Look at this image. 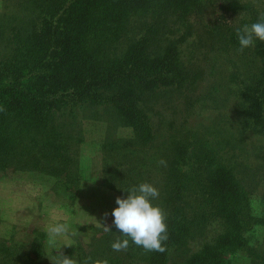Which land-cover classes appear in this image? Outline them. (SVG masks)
I'll use <instances>...</instances> for the list:
<instances>
[{
    "label": "trees",
    "instance_id": "obj_1",
    "mask_svg": "<svg viewBox=\"0 0 264 264\" xmlns=\"http://www.w3.org/2000/svg\"><path fill=\"white\" fill-rule=\"evenodd\" d=\"M20 1L24 16L9 14L0 21V47L9 46L6 52L0 48V173L38 170L63 184L52 167L68 145L79 141L71 134L76 110L93 115L99 106L131 131L129 138L109 137L105 148L168 154L164 195L161 203L153 202V208L162 206L158 210L166 228L162 254L146 253L131 241L126 249L114 250L113 241L125 237L116 228L104 231V222L92 227L94 234L105 233L98 241L93 242L98 234L91 237L89 249L76 245L75 264H233L237 255L247 264H264V240L250 242L253 226L264 227V194L262 211L256 214L252 192L239 175L244 150L264 151V41L241 51L237 29L243 24L221 22L207 32L218 45L219 58H202L204 66L190 72L181 60L179 41L168 42L163 31L156 30V36L166 42L151 52L145 37L130 41L121 55L107 47L141 13L155 24L165 22V14H179L186 35L191 34L187 17L202 12L211 0ZM251 4L241 9L250 13ZM227 101L239 106L241 119L234 110L235 119L219 112ZM197 110L210 119L209 125L190 128L186 120H174L176 114ZM244 133L258 140L254 148H245ZM128 175L125 189L144 180L135 172ZM212 217L219 233L192 251L189 243L204 234ZM0 246V264L43 262L38 237L31 253Z\"/></svg>",
    "mask_w": 264,
    "mask_h": 264
},
{
    "label": "rangeland",
    "instance_id": "obj_2",
    "mask_svg": "<svg viewBox=\"0 0 264 264\" xmlns=\"http://www.w3.org/2000/svg\"><path fill=\"white\" fill-rule=\"evenodd\" d=\"M20 2L0 0V21H6L9 14L18 16L21 12V16H24V9L17 6ZM245 3H252L250 13L241 9ZM255 17L264 18V0H211L202 12L187 17L193 30L191 34L186 35V25L181 21L179 14L172 12L165 14L167 20L155 24L150 16L141 13L133 18L131 22L133 26L107 48L111 52H116L115 55H121L129 47L130 41L135 42L145 37L150 43L149 45L147 43L150 48L147 52H151L158 48V44L166 42L156 36V30L163 31L165 36L168 35V42L179 41L181 60L188 66L187 70L194 72L196 66H204L202 58H219V55L215 54L218 45L209 39L207 32L212 31L213 27L221 22L232 26L251 24ZM17 23L22 25L23 20L15 24ZM149 30H154L155 34ZM8 38H11V33ZM8 47L2 45L0 48L6 52ZM210 59L204 62L207 63ZM200 89L202 91L206 89L205 84ZM200 89L196 90L195 94H198ZM222 106L219 112L225 118L235 119V111L236 116L241 119L238 105L232 106L230 101H227ZM102 109L100 106L95 108L93 115L91 110L90 112L76 110L77 117L71 134L78 136L79 141L72 140L73 145L71 143L67 146V151L60 162L56 167H52L58 176L64 178L63 184L57 185L51 176L38 170L12 169L0 173V243L9 244L13 250L31 253L35 237H38L43 247L41 264H54L52 260L58 257L59 252L73 257L76 262V245L80 244L83 249H89L91 237L98 234L93 242L98 241L97 238L104 236V231L115 228L111 211L117 206L116 197L127 195L125 186L131 172L142 175L144 179L142 182L154 187L159 195L157 202L161 203L164 195L163 171L167 165V152L161 150V154L158 155L143 154L132 148L117 150L112 145L105 148V142L109 137L129 138L131 131L119 126L117 121L112 119L111 121L110 116H106ZM79 120L80 124L77 125ZM174 120L176 122L186 120L184 124L190 128L210 124V119L198 110L189 115L176 114ZM202 132L205 133V130ZM239 132L243 133V130L240 129ZM246 134L244 133L245 137L248 136ZM245 140L247 149L258 144V140L256 141L252 135ZM62 144L66 146L68 142ZM257 152L258 154H253L244 150L239 156L242 162L239 175L245 187L252 192L250 199L256 214L262 211L261 198L264 194V151ZM67 187L69 190L64 191ZM159 208L162 210V206L157 204L155 209ZM215 220L217 219L212 217L204 234L189 243L192 251L212 242L219 233L220 227ZM104 222L106 225L104 231L92 233L93 228L103 225ZM54 223H66L70 226V230L56 243L57 251H53L48 234V227ZM263 240L264 227L256 224L250 234V242L260 243ZM135 264L145 263L138 261ZM233 264H247V259L237 255Z\"/></svg>",
    "mask_w": 264,
    "mask_h": 264
},
{
    "label": "clouds",
    "instance_id": "obj_3",
    "mask_svg": "<svg viewBox=\"0 0 264 264\" xmlns=\"http://www.w3.org/2000/svg\"><path fill=\"white\" fill-rule=\"evenodd\" d=\"M237 34L241 51L254 46L258 40L264 41V18L242 25L237 29ZM125 190L127 195L116 197L117 206L111 211L113 225L125 238L113 241L112 248L121 251L131 241L146 253L162 254V245L167 242V236L163 217L158 209L153 208V202L159 199L157 191L147 182ZM69 230L70 226L66 223H54L48 227L53 251H57L56 243ZM52 261L54 264H75L73 257L65 256L61 252Z\"/></svg>",
    "mask_w": 264,
    "mask_h": 264
}]
</instances>
